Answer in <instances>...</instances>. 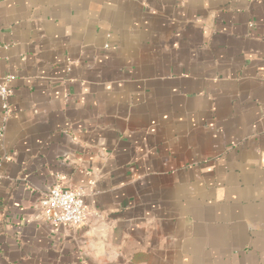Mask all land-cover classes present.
<instances>
[{
  "label": "crops",
  "instance_id": "obj_1",
  "mask_svg": "<svg viewBox=\"0 0 264 264\" xmlns=\"http://www.w3.org/2000/svg\"><path fill=\"white\" fill-rule=\"evenodd\" d=\"M7 75L0 264H264V0H0Z\"/></svg>",
  "mask_w": 264,
  "mask_h": 264
},
{
  "label": "built area",
  "instance_id": "obj_2",
  "mask_svg": "<svg viewBox=\"0 0 264 264\" xmlns=\"http://www.w3.org/2000/svg\"><path fill=\"white\" fill-rule=\"evenodd\" d=\"M12 79V75L0 77V104L2 108L0 137L5 134L7 122L13 110L10 102L13 93ZM5 158L8 159L7 156ZM39 211L43 219L53 225L81 226L87 218L84 192L79 188L64 187L57 183L40 199Z\"/></svg>",
  "mask_w": 264,
  "mask_h": 264
}]
</instances>
